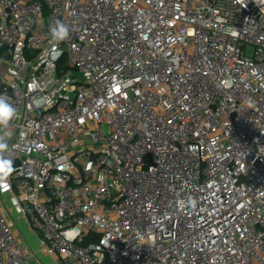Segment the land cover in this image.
<instances>
[{
    "label": "built area",
    "instance_id": "built-area-1",
    "mask_svg": "<svg viewBox=\"0 0 264 264\" xmlns=\"http://www.w3.org/2000/svg\"><path fill=\"white\" fill-rule=\"evenodd\" d=\"M0 94V264H264V0H0Z\"/></svg>",
    "mask_w": 264,
    "mask_h": 264
},
{
    "label": "clouds",
    "instance_id": "clouds-1",
    "mask_svg": "<svg viewBox=\"0 0 264 264\" xmlns=\"http://www.w3.org/2000/svg\"><path fill=\"white\" fill-rule=\"evenodd\" d=\"M50 39L55 43L66 40L70 35V26L63 20L57 19L49 29ZM17 116V109L6 94H0V164L10 166V161L4 159V154L9 151L10 133L8 131L11 122ZM190 203H194L190 201Z\"/></svg>",
    "mask_w": 264,
    "mask_h": 264
},
{
    "label": "rangeland",
    "instance_id": "rangeland-1",
    "mask_svg": "<svg viewBox=\"0 0 264 264\" xmlns=\"http://www.w3.org/2000/svg\"><path fill=\"white\" fill-rule=\"evenodd\" d=\"M249 52H248V54H249ZM75 75L78 76L77 73H75ZM22 236L31 245L32 250H34L35 252H38L39 251V246H38V244L36 242V239L32 238L27 231H23ZM38 258L43 263H48V260L44 257V255L41 252L38 253Z\"/></svg>",
    "mask_w": 264,
    "mask_h": 264
}]
</instances>
